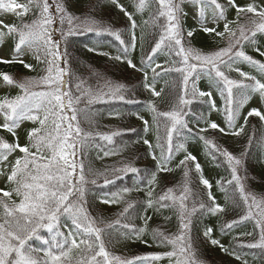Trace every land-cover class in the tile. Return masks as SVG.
Listing matches in <instances>:
<instances>
[{
    "label": "snow or ice",
    "instance_id": "6c2138e0",
    "mask_svg": "<svg viewBox=\"0 0 264 264\" xmlns=\"http://www.w3.org/2000/svg\"><path fill=\"white\" fill-rule=\"evenodd\" d=\"M55 2V0H54ZM130 21L131 28H136V22L130 12L126 10L119 0H110ZM187 2L200 5V16L204 17L205 9L214 6L213 21L218 22L220 19H226L225 6L218 3V0H187ZM150 0H138L136 8L143 11L149 6ZM158 5L157 11L152 16V24L160 29L159 39L155 41L150 52L145 57L148 68L153 73V78L160 75L157 69L162 66L156 64L152 66L153 57L158 51L166 47L167 50L177 57H181V66L173 68H163L162 71H176L182 75V92L178 97L177 103L172 111L157 112L155 105L149 104L150 110L157 112L158 116L166 117L170 124H166V136L163 143H159L160 137H157L160 158L158 159L155 152H151L152 159L155 160L158 172H170L168 164L171 162L174 150L176 152L185 151L177 167L183 166L184 183L174 189L167 188L163 194L159 195L155 202L153 201V189L147 192V207L152 208L158 204L161 208L176 207L178 211V233L175 235L167 234L162 230L153 231V241L163 245H171L172 250L164 253L148 254L144 256H135L131 259L123 258L108 250L105 241L107 236L109 241L116 240L117 237L112 233H118L120 238L125 240H143V235L147 230V221L151 217H140L145 221V227H137L131 221L125 218L129 215V210L134 209L133 203H127L119 213V217L114 221L105 223L102 217L93 216L89 211V201L86 199L88 191L87 185H97L99 177L103 176V184L114 183L113 179L108 178V171L99 173L94 172L90 167L86 168L83 160L77 161V153L86 151V147L91 143L92 133H86L79 125V119L89 120L87 109L79 108L82 97L92 95L89 99L91 104L93 100L108 99L124 100L122 89L123 84L113 86L111 82H106L107 91L97 88L95 91L89 88L87 91L82 89L84 81L79 77L78 82L73 87L68 84L65 77L70 76V69L61 67L57 61L63 60L67 64L65 52H61V40L67 36L74 35L80 24L88 25L86 31H95L97 35L107 33L113 36L121 45L125 41L121 38L118 30H112L110 27L97 25V22L84 18L73 16L67 8V0L55 2L54 12H50L53 4L49 0H28V4L15 3V0H0V9L13 12L19 19L18 24H5L0 20V39L12 38L14 40L13 52L16 59L0 57V64L18 63L25 69L33 70V65L26 63L23 58L26 50H35L37 61H41V54L45 57L43 63L47 67L44 70L45 75L39 78L38 83L46 86L44 91H33L35 82L32 78L22 81L15 80L8 73H0L2 80L7 86H14L20 89L21 94L9 98L5 96L0 98V129L5 130L14 138L13 142H8L3 136H0V177L5 180L6 188H0V209L3 210L0 215V264H151L159 261L163 257H168L170 264H201L197 258L195 248L196 237L192 234L195 227L193 217L197 214L225 212V208L216 203L212 195V184L202 175L203 169L197 161V157L186 152L183 143L177 145L174 149L173 135L182 136L192 134L193 129L188 127L184 116L188 113L185 109L197 102L207 103L210 111H220L217 108L216 101L213 99L211 91L199 90L196 87L195 80L190 78L197 68H207V75L211 78L220 97L224 101L223 112L227 129H233L231 135L239 137L249 122V117H258L264 122V111L258 107L251 108L246 115L242 116L241 109L254 96L258 95L261 105H264V82L257 79L256 76L242 71L240 67H233L240 62H247L255 67L258 72L264 76V62L254 59L253 56L246 54L244 45L247 43L253 50L264 57V51L257 46V34H264V8L258 10L253 4L239 6L235 0H228V6L235 8L237 29L232 30L229 23L224 24V31H217L214 27H203L204 33L215 34L223 38L226 34L230 37L226 47L219 50L204 54L193 49L190 45V39L194 36L193 30H188L185 34L182 26L184 16L181 4L185 0H155ZM31 6L39 9V16L30 22L25 21V17L31 11ZM19 9V11H17ZM243 14V15H242ZM247 14H253L248 16ZM255 17H258L257 20ZM244 23H240V21ZM60 27L49 31V27L54 24ZM145 23H148L145 21ZM66 26V30H65ZM60 33V39H54V33ZM238 32V35H237ZM136 46V35L133 31L131 35V47ZM88 51H96L94 48ZM125 55H117L113 59L125 61L128 67L141 71L143 73L144 88L151 91L155 97L161 96V91H157L153 84L148 82V71L145 68H138L131 59L126 57L128 48L123 49ZM101 55L107 56L108 53L102 52ZM227 72H236L241 79L230 78ZM197 75V78H199ZM76 93H79L77 95ZM98 93V94H97ZM239 95V99H236ZM200 98H207L206 100ZM43 112V117L40 113ZM195 115V114H194ZM242 116L243 124L237 127V121ZM204 119L203 113L200 114ZM51 118V127L49 120ZM143 120V117H139ZM24 121H31L38 125L32 127L27 132V143L21 145L17 130ZM207 128L218 130L221 133L229 134L226 128L221 127L215 121H205ZM145 131L148 129V121L143 120ZM200 120L197 121L199 125ZM206 128H200V132L206 131ZM134 131V130H133ZM100 139L113 142V137L120 135L119 132L96 133ZM199 139L204 142L207 148H210L208 155L215 160L217 157H223L228 169L230 170L231 179L226 181L227 185L232 186L233 201L238 195L239 198L248 205V215L242 217L247 219L252 216V207L260 208L264 200L257 201V197L250 191L246 190L242 182L240 169L245 163V157L248 155L247 149L254 143V136H249L245 151L240 156H236L227 149L219 148L212 140L200 135ZM260 145L261 153L264 154V133L257 139ZM143 143L149 150L153 145L148 139ZM22 155L16 156L10 160L16 152ZM115 154V153H113ZM109 155L108 152L104 153ZM188 162H194L195 172L201 174L199 182L207 189V200L205 203L200 199L199 194L189 188L190 170ZM264 162V160H262ZM111 173L119 178V173L130 172L138 173L140 170L136 167L125 164L123 167H113ZM91 174L92 179L87 178ZM156 173L151 174L149 185L156 182ZM243 179H248L244 177ZM221 190L227 192L224 184L217 181ZM139 190V189H137ZM132 191L130 188H123L118 192L106 193L103 197L98 198L101 203L111 205L120 203L124 199V194ZM179 192L177 195L176 192ZM13 197L18 198L17 203ZM258 215L264 216V209ZM237 221L226 222L224 229H231ZM103 225V226H100ZM119 225V228H117ZM257 227L261 228L260 240L257 243L249 244L248 247L264 248V220H257ZM123 229V231H121ZM213 229L206 227L202 233L212 245H219L225 252L220 241L212 238ZM247 235H251L248 233ZM34 242H39L35 244ZM240 259V256H236ZM244 264H247L245 261Z\"/></svg>",
    "mask_w": 264,
    "mask_h": 264
},
{
    "label": "trees",
    "instance_id": "16d2710c",
    "mask_svg": "<svg viewBox=\"0 0 264 264\" xmlns=\"http://www.w3.org/2000/svg\"><path fill=\"white\" fill-rule=\"evenodd\" d=\"M55 2H62V0H55ZM55 2L54 0H49V3L53 4L50 12H54ZM137 2L138 0H119V3L124 5L136 22V28L132 29L127 17L110 0H67L68 11L73 16L79 17L81 20L89 18L96 21L97 25L110 27L114 31L118 30L125 44L121 45L119 41L107 33L97 35L95 31H86L85 29L88 25L80 24L79 21H76L75 23L79 24V28L75 34L61 40V52L64 53L65 49L67 52L65 56L67 64L65 65L63 60L60 61L61 67L70 69V76L65 77V79L73 87L74 92V84L78 82L76 80L77 77L84 81L82 89L85 91L89 88L95 91L98 87L107 91L106 82H111L113 86L119 84L125 86L122 89V94L125 96L124 100L105 97L103 100H93L89 104L88 100L93 99L92 95L82 97L78 107L87 109L91 122L79 119V125L84 132L92 133L93 135L89 138L91 143L86 147V151L83 155L78 152L76 159L78 162L82 159L86 168L90 167L94 172L102 173L106 169L109 170L108 178L114 180V183L104 186V177L101 176L97 185L89 184L86 186L88 189L86 199L89 201V211L93 216L102 217L104 222L108 223L119 217V213L127 203H133L135 207L129 210L126 220L131 221L137 227H145V221L140 217H151L147 221V230L143 235V240L148 241L147 244L141 240H125L120 238L116 232L112 233L113 236L117 237L116 240L109 241L107 236L105 237L110 252L129 259L135 256L164 253L172 250L171 245L154 242L153 231L162 230L167 234H177L179 226L177 208H161L155 203L152 208H148L147 192L150 189L154 190L152 199L155 202L156 198L163 194L167 188L178 189L184 183V168L183 166L177 167V165L185 155V151L176 152L174 150L171 162L168 164V167L172 169L170 172H158L156 168L157 162L151 156V152L154 151L157 158H160L161 150L156 147L158 143L157 137H160L159 143H163L166 136L165 125L170 124L168 118L158 116L157 112L172 111L183 87L181 73L174 70L164 72L162 69L180 67L181 57L175 56L166 47L162 48L151 62L152 66L156 64L162 66L161 69H157L160 75L153 78V73L148 68L145 57L160 36V29L152 24V16L157 11L158 5L155 0H150L147 8L143 11H138L135 6ZM218 3L225 6L226 17V19H220L218 22L213 21V16L205 22L204 17L197 18L187 9L181 7L184 13L182 26L185 34L188 30H193L194 32V36L189 38V46L204 54H210L222 47H226L230 37L228 34L221 38L215 36V34L204 33L202 31L203 27H214L217 31L222 32L224 31V24L228 22L230 29H237L235 8L228 6V0H218ZM235 3L239 6L253 4L258 10L264 8V0H235ZM33 11L34 8L31 7V11L25 17V21L30 22L35 19ZM247 15L252 16L253 14ZM255 18L259 19L258 17ZM145 21L148 23H145ZM15 22L18 24L20 21L17 18ZM240 23H244V21L242 20ZM58 27H60L58 23L52 25V31ZM133 31L136 35L135 48L131 47ZM53 38L60 39V33L55 32ZM256 39L258 42L257 46L264 51V34L258 33ZM125 47L128 48L126 57L131 59L138 68H145L148 71V82L153 84L157 91L162 90L161 96L155 97L150 90L144 88L143 73L141 71L128 67L123 60L117 61L113 59L117 55H125L123 52ZM90 48H94L96 51H88ZM244 51L246 54L253 56L254 59L264 62V57L259 56L247 43L244 45ZM102 52H106L108 55L99 54ZM25 62L31 64L28 59ZM237 66L242 71L248 72L264 82V76L247 62L233 65V67ZM208 71L209 69L207 68H197L190 78L189 89H191V81L195 80L196 87L199 90L211 91L220 111H210L209 105L199 102L198 99L197 102L185 109L188 114L184 116V120L187 122L188 127L193 129L192 134L185 132L182 136L173 135L174 149L177 145L183 143L186 152L197 157V161L203 169V177L212 184L211 191L216 203L225 208L223 213L215 215L210 213L197 214L193 217L195 227L192 230V234L196 237L197 258L201 264H244L245 261L247 264H264V248L247 246L257 242L259 229L253 216L242 219V217L248 215V205L244 204L238 195L235 197V202L233 201L232 186L226 184V181L231 179L230 170L226 162H224L223 157L218 156L214 160L212 156L208 155L210 148H207L204 142L199 139V136L203 135L207 139L212 140L219 148L227 149L234 155L240 156L241 152L245 151L248 137L254 136V143L247 149L248 155L244 158L245 163L240 169V175L246 190L252 192L257 197V200L262 201L264 200V162H262L264 154L261 153L257 139L264 133V122H261L258 117H249V122L245 126L244 132L239 137L231 135L230 133L233 129H227L225 122L224 101L220 97L215 82L208 77ZM5 72L13 78L34 76L37 73L34 66L33 70H29L18 63L0 64V73ZM198 74H201L199 78H197ZM226 74L230 78L241 79L236 72L226 71ZM15 91L16 88L14 86L6 89L1 94V98L10 97ZM76 94L79 95V93ZM239 98V95H237L236 99ZM200 99L206 100L207 98ZM150 102L155 105L157 112L150 110ZM253 107H258L261 111H264V105H261L258 95H254L244 105V108L241 109L242 116L246 115ZM201 113H203L204 119H201ZM242 116L237 121V127L243 124ZM139 117H143V120L148 121L147 131H145L143 120L139 119ZM198 120H200L199 125H197ZM205 121H215L221 127L226 128L229 134L226 135L218 130L207 128ZM35 126L38 125L27 127L22 133L17 132L19 143L22 146L27 143L28 130ZM200 128H206L207 130L200 132ZM114 131L119 132L120 135L114 136L111 144L95 135L96 133L110 134ZM0 136H3L10 143L14 141L12 135L3 129H0ZM144 139H148L151 142L153 145L152 150H149L147 145L143 143ZM105 152H108L109 155L105 156ZM18 155L22 154L17 151L9 159L14 160ZM125 164L136 167L140 171L138 173H119V178L117 179L110 170L113 167H123ZM188 168L191 180L189 188L193 192L198 193L203 202L206 204L210 203L207 200V189L199 182L201 174L195 172L194 162H188ZM152 173H156L157 179L154 184L149 185L148 182ZM86 175L89 180L95 178L91 174L86 173ZM245 176L248 179H243ZM218 180L224 184L227 192L221 190L220 185L217 184ZM6 187L5 180L1 177L0 188ZM125 187L132 189V191L124 194V199L120 203L107 205L101 203L98 199L106 193L118 192ZM176 194L178 195L179 192L177 191ZM13 199L17 203L19 202L18 198L13 197ZM2 213L3 210L0 209V215ZM234 220L237 223L230 230L224 229L222 231V227L226 222ZM206 227L213 229L212 238L219 240L220 244L228 249L227 252L219 245H212L207 238L202 236ZM117 228H119V225H117ZM248 233H251V235H247ZM34 243L38 244L39 242ZM236 256H240V259H236ZM159 261L170 264L168 257H163Z\"/></svg>",
    "mask_w": 264,
    "mask_h": 264
},
{
    "label": "rangeland",
    "instance_id": "374dc122",
    "mask_svg": "<svg viewBox=\"0 0 264 264\" xmlns=\"http://www.w3.org/2000/svg\"><path fill=\"white\" fill-rule=\"evenodd\" d=\"M8 2H9V0H5V3H8ZM15 3L28 4V0H15ZM31 7L36 9L35 17L38 18L39 9H37L35 6H31ZM181 7L187 9L192 14H195L197 18L200 17V14H198L200 11V7H201L200 5L193 4V3L187 2V0H185V3H182ZM213 8H214V6H210V7L205 9V12H204L205 22L210 17L213 16ZM17 11H19V9ZM17 18L18 17L13 12H9V11H6L4 9H0V20L4 21L5 24H14V22L16 21ZM51 27L52 26L49 27L50 32L52 31ZM9 43L12 44L11 48L7 45ZM13 48H14V40L12 38L0 39V57L16 59V56L13 52ZM23 58L25 60L28 59L30 61V63L36 68L37 73L34 74V76L15 77L14 79L17 81H22V80H25L28 78H32L35 82H37V83H35V86H33V88H32L33 91H44V90H46V86L38 83L39 78L46 74L44 70L46 69L47 65H46V63L41 62V61L45 60V57L43 56V54H41V61H37L36 56H35V50L34 49L33 50H26V55ZM57 63H59V61H57ZM7 88H10V86L5 85L3 80H2V77H0V98H1V94ZM18 94H21V92H20V89L16 88V92L13 93L10 98L15 97ZM40 115H41V117H43V112H41ZM2 121H3V118L0 117V122H2ZM34 125H36V124H34L31 121H24L21 124L20 128L17 130V132L22 133V132H24V130L27 127L34 126ZM48 126L51 127V118L49 120ZM257 201H259V200H257ZM262 209H264V204H261L260 208H256L255 206L252 207V210H253L255 216H256V214L258 215L259 213H261ZM258 216H260L259 219L263 218L262 215H258ZM151 264H165V263L162 261H154V262H151Z\"/></svg>",
    "mask_w": 264,
    "mask_h": 264
}]
</instances>
